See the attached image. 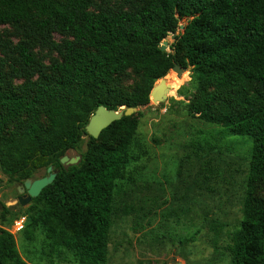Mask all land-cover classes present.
Wrapping results in <instances>:
<instances>
[{
	"label": "trees",
	"instance_id": "16d2710c",
	"mask_svg": "<svg viewBox=\"0 0 264 264\" xmlns=\"http://www.w3.org/2000/svg\"><path fill=\"white\" fill-rule=\"evenodd\" d=\"M141 1L131 10L94 11L95 0H0V24L23 27L53 48V30L73 36L64 60L53 63V75L43 72L29 42L13 45L0 36V49L16 54L11 77L26 78L20 92L6 89L7 59L0 58L1 169L23 181L41 167L57 173L32 198L22 239L34 243L41 231L49 250L43 255L60 263H107L118 183L145 151L134 114L114 121L98 138L86 125L100 105H149L155 82L180 65L194 74L190 115L251 143L243 217L229 250L232 264H264V199L258 195L264 184V0ZM182 21L184 29L176 33ZM170 34L172 52L161 49ZM130 68L144 73L142 89L132 94L112 86ZM253 85L261 95L250 92ZM85 134L89 143L81 160L63 165L61 158L78 149ZM9 213L4 206L2 222ZM0 264H29L15 235L2 226Z\"/></svg>",
	"mask_w": 264,
	"mask_h": 264
},
{
	"label": "rangeland",
	"instance_id": "374dc122",
	"mask_svg": "<svg viewBox=\"0 0 264 264\" xmlns=\"http://www.w3.org/2000/svg\"><path fill=\"white\" fill-rule=\"evenodd\" d=\"M143 2L95 0L91 9L131 10ZM51 35L57 48L44 44L23 27L0 24L2 39L13 45L20 41L32 45L43 72L48 75L54 73L53 63L64 60L65 45L73 40L71 34L56 30ZM172 35L168 36L169 43L173 41ZM166 51L172 52L170 47ZM14 56L12 49H0V58L7 59L5 88L20 92L26 78L11 77ZM171 74L173 84L167 99L159 103L150 100L149 105L138 106L134 113L140 121L138 139L145 152L118 183L106 264H232L229 247L243 217L251 143L226 137L222 127L192 117L188 103L197 94L192 68L188 67L181 77L171 69L168 82ZM39 77L41 74L37 72L33 79ZM114 80L112 86L132 94L142 89L144 73L130 68ZM250 92L262 94L257 85ZM222 93L225 96L232 92ZM42 121L48 125L45 117ZM14 127L15 123L10 124L8 132ZM88 143L89 135L85 134L79 148L69 150L67 155H81ZM46 175V168L41 167L33 178ZM22 182L5 174L0 165V226L12 230L18 251L29 264H78L60 263L43 255L49 250L41 231L37 240L30 243L22 239V231L16 232L12 227L14 221L9 220L15 215L27 218L30 205L18 202ZM258 195L264 199V184L260 185ZM4 206L11 213L2 222Z\"/></svg>",
	"mask_w": 264,
	"mask_h": 264
},
{
	"label": "water",
	"instance_id": "95a60500",
	"mask_svg": "<svg viewBox=\"0 0 264 264\" xmlns=\"http://www.w3.org/2000/svg\"><path fill=\"white\" fill-rule=\"evenodd\" d=\"M184 29V25H181V30ZM175 39V35H172V40ZM169 47V39L165 38L161 42V49L167 50ZM174 71H177L179 77L182 76L183 72L187 70V67H183L180 65H176L172 68ZM171 84L168 82L167 77H163L159 79L152 91H151V101L153 103L164 102L171 88ZM137 111V107H122L120 110L109 109L105 105H100L97 110L91 116L88 124L86 125V132L94 137L98 138L103 131V129L107 128L111 123L116 120H119L124 115L129 116L134 114ZM81 155H77L76 157H70L69 155H65L61 158V163L65 166L77 164L81 160ZM56 172L53 171V167H48V175L39 177V178H27L25 181L19 184L18 191L20 196L18 197V202L24 206L31 202L32 198L37 197L44 187L51 184L55 177Z\"/></svg>",
	"mask_w": 264,
	"mask_h": 264
},
{
	"label": "built area",
	"instance_id": "2783aa9c",
	"mask_svg": "<svg viewBox=\"0 0 264 264\" xmlns=\"http://www.w3.org/2000/svg\"><path fill=\"white\" fill-rule=\"evenodd\" d=\"M25 222H26V217L21 216L14 221V224L12 227H14L16 232L21 231V230H23V228L25 226ZM9 230L12 231L11 229H9Z\"/></svg>",
	"mask_w": 264,
	"mask_h": 264
},
{
	"label": "bare ground",
	"instance_id": "6f19581e",
	"mask_svg": "<svg viewBox=\"0 0 264 264\" xmlns=\"http://www.w3.org/2000/svg\"><path fill=\"white\" fill-rule=\"evenodd\" d=\"M174 75V74H173ZM173 75L171 74L169 77V83L172 85L173 84V80H172V78H173ZM167 77V76H166ZM172 87V86H171Z\"/></svg>",
	"mask_w": 264,
	"mask_h": 264
}]
</instances>
